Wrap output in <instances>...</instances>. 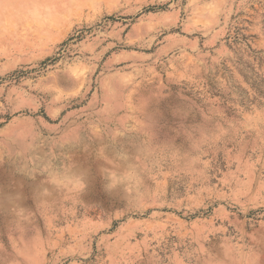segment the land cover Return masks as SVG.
Here are the masks:
<instances>
[{"label": "rangeland", "instance_id": "1", "mask_svg": "<svg viewBox=\"0 0 264 264\" xmlns=\"http://www.w3.org/2000/svg\"><path fill=\"white\" fill-rule=\"evenodd\" d=\"M0 264H264V0H0Z\"/></svg>", "mask_w": 264, "mask_h": 264}]
</instances>
